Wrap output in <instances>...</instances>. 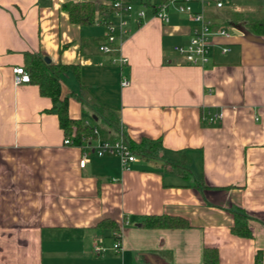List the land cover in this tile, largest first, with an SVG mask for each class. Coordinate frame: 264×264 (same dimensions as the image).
Returning <instances> with one entry per match:
<instances>
[{
	"label": "crops",
	"instance_id": "0c3cea01",
	"mask_svg": "<svg viewBox=\"0 0 264 264\" xmlns=\"http://www.w3.org/2000/svg\"><path fill=\"white\" fill-rule=\"evenodd\" d=\"M64 1L0 0V264H201L205 246L217 249L219 264H264V34L244 22L264 19V0L191 1L214 30L234 29L210 36L204 65L173 49L189 41L186 13L170 8L162 21L134 0L145 18L127 19L104 52L103 15L71 22ZM25 53L77 65L78 75H60L69 116L86 112L98 131L93 108L108 107L132 140L160 138L156 157L124 168L117 154L91 150L81 166L83 150L63 143L51 99L34 83L13 82ZM212 112L221 117L209 122ZM181 156L188 175L165 163ZM234 209L248 216L251 236L231 232ZM162 213L187 226H141L143 215ZM103 218L119 223L118 249L113 231L97 226Z\"/></svg>",
	"mask_w": 264,
	"mask_h": 264
},
{
	"label": "trees",
	"instance_id": "16d2710c",
	"mask_svg": "<svg viewBox=\"0 0 264 264\" xmlns=\"http://www.w3.org/2000/svg\"><path fill=\"white\" fill-rule=\"evenodd\" d=\"M61 8L68 14L69 20L78 24H91L96 20V15L102 14L105 22L109 21V15L114 12L111 1L107 3L95 4L89 0H67L62 2ZM230 22V21H228ZM246 26L254 33L264 34V19L244 18ZM23 67L29 73V83L38 86L39 93L48 96L52 101L50 111L55 112L58 117L59 126L63 130L64 137L71 140L70 145L82 147L91 143L97 136L113 139L119 133V126L116 114L113 110L103 105L94 107V116L100 117L103 126L94 133L93 125L86 120V112H82L80 117L73 118L68 114L67 98L61 97L60 93V75L69 70H74L78 75L77 65L72 63L46 62L42 55L25 53ZM124 140L129 149L140 158L156 157V152L161 146L160 138L143 137L139 141L129 138L124 131ZM183 159V160H182ZM184 162V157L178 159H166L165 163L172 168H176L182 175H188L189 169L184 167L180 169V162ZM234 219L230 226L232 233L239 236H251V230L247 224V215L238 209L232 210ZM141 226L144 227H184L187 226L185 218L171 214H146L142 216ZM97 226L103 229H109L113 237L121 233L119 223L113 219L103 218L98 221ZM201 264H219L218 251L215 247L205 246L202 250Z\"/></svg>",
	"mask_w": 264,
	"mask_h": 264
},
{
	"label": "built area",
	"instance_id": "2783aa9c",
	"mask_svg": "<svg viewBox=\"0 0 264 264\" xmlns=\"http://www.w3.org/2000/svg\"><path fill=\"white\" fill-rule=\"evenodd\" d=\"M112 6L114 7V14L118 16L117 20L106 22V34L105 40L101 42L98 49L104 52H109L113 50L112 44L116 39L121 37L123 32V26L126 24L127 19H132L137 23H140L146 16V9L140 7L134 9V4L131 0H110ZM149 3L152 9L153 15L160 18L162 21L168 20V12L170 8H173L177 12L186 13L190 20L194 22L190 38L186 45H174L173 49L180 55L183 56L188 64L192 65H204L209 61V50H210V36L214 34L221 35L223 37H228L234 29L220 28L214 30L212 28V23L209 18H207L202 10L195 11L192 9L191 1L193 0H142ZM201 2L202 5L209 4L210 0H197ZM221 1H215V7H221ZM228 50V47L222 46L221 51ZM115 60V59H114ZM121 64L127 61V58L121 56L118 58ZM13 82L14 84L27 83L30 80L29 73L25 70L22 65H15L12 67ZM129 84V79L125 76H121L120 85L127 86ZM221 117L220 112H212L207 115V121L211 122ZM94 133H98L97 128L93 127ZM64 144H71V140L68 137L63 139ZM82 156L79 160V164L83 166L87 160V155L90 151H94L97 155H102L104 153H115L120 159L122 167H127L128 163L138 159L128 147L124 140V135L122 130H119L117 136L113 139L99 138L97 137V142L93 145L92 143L85 144L82 147ZM115 239L113 243V248L118 249L120 246V235L115 234ZM100 242V241H99ZM95 251L101 249L100 244L94 246Z\"/></svg>",
	"mask_w": 264,
	"mask_h": 264
},
{
	"label": "water",
	"instance_id": "95a60500",
	"mask_svg": "<svg viewBox=\"0 0 264 264\" xmlns=\"http://www.w3.org/2000/svg\"><path fill=\"white\" fill-rule=\"evenodd\" d=\"M44 60L46 61V62H49V58L48 57H44Z\"/></svg>",
	"mask_w": 264,
	"mask_h": 264
},
{
	"label": "rangeland",
	"instance_id": "374dc122",
	"mask_svg": "<svg viewBox=\"0 0 264 264\" xmlns=\"http://www.w3.org/2000/svg\"><path fill=\"white\" fill-rule=\"evenodd\" d=\"M131 2H134V0H131Z\"/></svg>",
	"mask_w": 264,
	"mask_h": 264
}]
</instances>
